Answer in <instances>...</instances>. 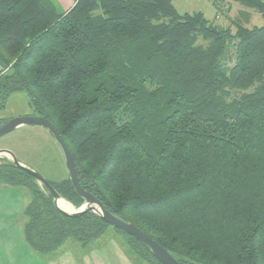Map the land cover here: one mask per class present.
Listing matches in <instances>:
<instances>
[{
  "label": "trees",
  "instance_id": "16d2710c",
  "mask_svg": "<svg viewBox=\"0 0 264 264\" xmlns=\"http://www.w3.org/2000/svg\"><path fill=\"white\" fill-rule=\"evenodd\" d=\"M231 1L242 9L222 27L174 0H77L65 13L0 0V112L26 94L65 139L81 186L180 264H264V26H245L264 3ZM47 181L83 204L68 176ZM2 186L29 193L24 235L39 253L113 228L63 215L8 159ZM113 229L136 261L162 264Z\"/></svg>",
  "mask_w": 264,
  "mask_h": 264
},
{
  "label": "crops",
  "instance_id": "0c3cea01",
  "mask_svg": "<svg viewBox=\"0 0 264 264\" xmlns=\"http://www.w3.org/2000/svg\"><path fill=\"white\" fill-rule=\"evenodd\" d=\"M49 1L59 13H65L77 0ZM261 1L264 3V0ZM174 5L181 14L201 13L207 20L222 27H229L230 20L236 18L242 9L231 0H174ZM3 71L5 67L0 61V73ZM18 96L21 98L19 102L13 103L20 111L9 116L7 113L10 112L12 101L6 103L5 109L0 112L1 124L16 117L35 115L27 96L24 93ZM24 105L27 106L25 111ZM30 200L29 193L23 188L0 187V264H145L136 261L128 252L124 239H119L117 235L105 238L106 233L88 245L70 238L51 253L35 251L24 235L27 222L24 210Z\"/></svg>",
  "mask_w": 264,
  "mask_h": 264
},
{
  "label": "water",
  "instance_id": "95a60500",
  "mask_svg": "<svg viewBox=\"0 0 264 264\" xmlns=\"http://www.w3.org/2000/svg\"><path fill=\"white\" fill-rule=\"evenodd\" d=\"M23 127H42L52 135L56 143L59 145L64 156L70 182L75 190V193L83 200V204L73 212H66L62 210L58 206V203L59 201L66 200L59 195V193L45 178H43L36 171L19 162L15 155L8 150H0V156L5 155L9 162L12 163L16 168L26 172L31 177H33L40 185L45 187L52 195L56 208L63 215L71 218H77L89 212H92L111 227L120 230L143 243L162 264H180L163 246H161L152 237L143 232L135 224L123 221L114 216L105 208V206L99 199H97L94 195L89 193L81 186L74 156L69 149L65 139L62 137V135L59 133V131L51 121L36 115L16 117L0 125V138L15 131L16 129Z\"/></svg>",
  "mask_w": 264,
  "mask_h": 264
},
{
  "label": "rangeland",
  "instance_id": "374dc122",
  "mask_svg": "<svg viewBox=\"0 0 264 264\" xmlns=\"http://www.w3.org/2000/svg\"><path fill=\"white\" fill-rule=\"evenodd\" d=\"M250 14L249 21L245 23V26L248 28L264 26V17L261 14L254 11L250 12ZM19 94H12L7 101V104H9V101H12L10 112L7 113L9 116L11 113L15 114L20 111L14 107L13 103L19 102V99H21L18 96ZM23 107V111L27 110L26 105ZM31 110L34 113L32 107ZM0 148L12 152L19 162L36 171L46 180L59 181L68 176L62 151L55 139L45 128L23 127L16 129L0 138ZM5 159H7L5 155L0 156V162ZM64 202L66 204L64 208L73 209V211L79 208L68 201ZM113 235H117L119 239H125L113 228L108 229L105 238L112 237Z\"/></svg>",
  "mask_w": 264,
  "mask_h": 264
},
{
  "label": "bare ground",
  "instance_id": "6f19581e",
  "mask_svg": "<svg viewBox=\"0 0 264 264\" xmlns=\"http://www.w3.org/2000/svg\"><path fill=\"white\" fill-rule=\"evenodd\" d=\"M65 205H66V204H65L64 201H59V203H58V206H59L62 210L66 211V212H73V209L64 208Z\"/></svg>",
  "mask_w": 264,
  "mask_h": 264
}]
</instances>
